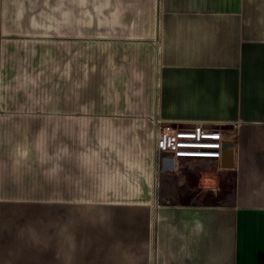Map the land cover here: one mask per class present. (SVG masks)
<instances>
[{"label":"crops","instance_id":"1","mask_svg":"<svg viewBox=\"0 0 264 264\" xmlns=\"http://www.w3.org/2000/svg\"><path fill=\"white\" fill-rule=\"evenodd\" d=\"M6 2L0 264H264V0ZM159 118L232 152L156 187Z\"/></svg>","mask_w":264,"mask_h":264},{"label":"built area","instance_id":"2","mask_svg":"<svg viewBox=\"0 0 264 264\" xmlns=\"http://www.w3.org/2000/svg\"><path fill=\"white\" fill-rule=\"evenodd\" d=\"M223 125L219 122L188 123L159 118L155 133V167L159 178L170 172V164L175 165L182 159L208 155L221 159L225 144Z\"/></svg>","mask_w":264,"mask_h":264},{"label":"rangeland","instance_id":"3","mask_svg":"<svg viewBox=\"0 0 264 264\" xmlns=\"http://www.w3.org/2000/svg\"><path fill=\"white\" fill-rule=\"evenodd\" d=\"M6 3H7L6 0H0V9H1V5L6 4ZM1 15H2V13L0 12V19H2ZM156 128H157V121H156ZM155 133H156V129H155ZM154 178H155V181H156L155 186L158 187V183L160 182V178H159L158 174L156 173V167H155V170H154Z\"/></svg>","mask_w":264,"mask_h":264},{"label":"water","instance_id":"4","mask_svg":"<svg viewBox=\"0 0 264 264\" xmlns=\"http://www.w3.org/2000/svg\"><path fill=\"white\" fill-rule=\"evenodd\" d=\"M231 152H232V146L231 145H225L224 144L223 154L229 157V155H230ZM227 161H229V158H227ZM230 163H231V161H230Z\"/></svg>","mask_w":264,"mask_h":264}]
</instances>
